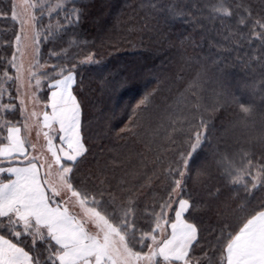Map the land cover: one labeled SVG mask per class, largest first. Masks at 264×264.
Listing matches in <instances>:
<instances>
[{
    "label": "snow or ice",
    "instance_id": "1",
    "mask_svg": "<svg viewBox=\"0 0 264 264\" xmlns=\"http://www.w3.org/2000/svg\"><path fill=\"white\" fill-rule=\"evenodd\" d=\"M88 6L10 0L0 8L15 25L0 41V264H264V194L257 196L264 193V0H208L202 7L205 19L227 32L224 42L245 52L238 60L252 80L216 93L211 105L201 103L199 70L186 81L177 75L183 82L174 107L154 109L157 89L146 92L115 133L145 145L134 169L119 177L114 169L123 162L102 163L94 152V136L112 129L93 134L78 79L99 53L41 63L45 40L70 30L79 39ZM150 8L165 22L176 17L171 4ZM257 75L262 107L252 138ZM206 217L215 219L211 232Z\"/></svg>",
    "mask_w": 264,
    "mask_h": 264
},
{
    "label": "trees",
    "instance_id": "2",
    "mask_svg": "<svg viewBox=\"0 0 264 264\" xmlns=\"http://www.w3.org/2000/svg\"><path fill=\"white\" fill-rule=\"evenodd\" d=\"M88 4L77 31L79 39L69 34L63 39L53 38L40 44L44 59L49 65L62 64L65 58L75 62L82 60L89 52L99 53L93 64H84L79 69L78 79L82 80L84 95L88 101V112L93 134L103 129L110 134L103 138L94 136V152L101 162H109L117 157L123 163L115 166V175L119 177L125 171H131L136 165L135 153L145 150L139 137L119 139L115 133L127 122L126 109L130 110L146 92L157 89L153 96V108L163 110L174 107L177 96V75L186 81L199 70L203 74L204 84L199 96L203 105L215 102L216 93L234 91L243 81L252 80L251 69L239 62L237 52L224 42V31L220 21L205 19L206 11L202 7L208 0H80ZM237 3L240 0H236ZM10 0H0V8ZM171 4L176 9V17L165 22L152 11L150 5ZM192 13L203 24H197ZM57 18L53 17V24ZM48 24L47 17L42 21ZM9 17H0V41L5 29H11ZM62 35L57 33V37ZM87 41V44L84 42ZM46 45V46H45ZM57 53L60 59L51 55ZM10 55V52L8 53ZM0 55L5 50L0 44ZM190 57L194 59H189ZM246 58V56H245ZM257 71L259 65L255 66ZM114 79V83H113ZM109 84H105V81ZM260 78L256 77V86L252 96L257 106V128L251 133L258 135L259 113L262 94L258 89ZM46 88V86H45ZM12 90L15 92L14 85ZM7 102V100L5 101ZM181 107L183 103L181 102ZM18 114V109H17ZM231 112H226L227 118ZM9 119L13 117L9 116ZM220 123V121H217ZM143 129L141 135H143ZM241 133L237 132V136ZM245 136L248 133H244ZM104 149V153H101ZM111 149V152L108 150ZM202 151H206L202 150ZM89 160L94 164L92 157ZM264 193L257 192V196ZM239 203V202H238ZM215 219L205 218L203 227L211 232Z\"/></svg>",
    "mask_w": 264,
    "mask_h": 264
},
{
    "label": "rangeland",
    "instance_id": "3",
    "mask_svg": "<svg viewBox=\"0 0 264 264\" xmlns=\"http://www.w3.org/2000/svg\"><path fill=\"white\" fill-rule=\"evenodd\" d=\"M17 2H19V0H17ZM10 20H11V24L12 25H10V27H13V26H15L14 25V22L12 21V19H11V16H10ZM14 88H15V85H14ZM18 103V102H17ZM32 136H33V138H35V132L33 131V133H32Z\"/></svg>",
    "mask_w": 264,
    "mask_h": 264
}]
</instances>
